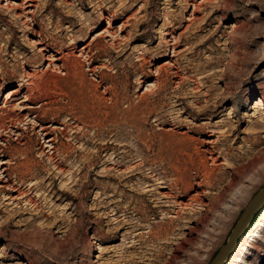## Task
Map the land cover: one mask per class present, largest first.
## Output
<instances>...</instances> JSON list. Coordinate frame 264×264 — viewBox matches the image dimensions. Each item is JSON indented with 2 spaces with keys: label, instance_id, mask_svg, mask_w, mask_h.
Returning a JSON list of instances; mask_svg holds the SVG:
<instances>
[{
  "label": "rangeland",
  "instance_id": "rangeland-1",
  "mask_svg": "<svg viewBox=\"0 0 264 264\" xmlns=\"http://www.w3.org/2000/svg\"><path fill=\"white\" fill-rule=\"evenodd\" d=\"M194 3L200 6L195 16ZM40 39H55V50L77 55L92 44L91 58H80L88 113L64 98L78 93V81L62 72L50 75L56 64L48 59L55 53L42 51ZM94 67L98 73L88 70ZM28 73L42 87L36 106L51 96V107L59 111H33L15 127L2 116L10 129H0V161L12 165L0 171V264H125L138 254L146 259L137 264H210L264 185V129L254 142L264 120V110L255 107L264 94V0H0V107ZM73 116L85 124L74 135L80 140H69L72 131L64 126ZM42 124L59 130L38 136ZM212 128L221 130L212 136L219 161H228L216 167L209 160L213 183L218 187L221 179L226 186L233 179L231 191L242 195L240 202L211 212L212 220L189 236L184 249L172 251L174 238L188 232L184 225L173 228L170 242L147 241L140 248L139 231L149 240L147 227L164 234L170 225L160 212L149 211L138 225L140 215H126L140 193L141 174L166 168L170 178L168 160L177 157L192 168L189 175L200 178L187 154L198 162L196 148L202 149L200 141L210 138ZM53 137L70 145L64 172L48 158L46 141ZM109 141L113 149L105 148ZM32 184L25 200H6L19 198L12 188L27 192ZM242 260L264 264V208L225 264Z\"/></svg>",
  "mask_w": 264,
  "mask_h": 264
},
{
  "label": "bare ground",
  "instance_id": "bare-ground-1",
  "mask_svg": "<svg viewBox=\"0 0 264 264\" xmlns=\"http://www.w3.org/2000/svg\"><path fill=\"white\" fill-rule=\"evenodd\" d=\"M27 1H33V0H27ZM194 7L196 10L193 13V16L196 15V13L198 12L197 10L200 6H199V4L194 3ZM104 33L111 34V32H109V31H105L102 34H104ZM102 34H99L95 39H98L99 36L101 37ZM112 35H114V34L112 33ZM95 39H93V41ZM54 42H56L55 39H51L50 42L45 41L44 39H40V41H38V44L41 45L42 51L49 52L51 50H54L55 55H52L51 58L48 59V61H50V64H56L54 70L51 72L50 75L58 77V75L62 72L63 74L71 75V77L73 76L78 81L79 87H77V88H79L80 90H78V93L76 95H73V96L69 95V93H64V98L66 97L69 101L74 102V103H78V105H80L81 108L86 110L87 108H85V105L87 104V102H86L87 99L83 96L84 90H82L83 83H84V81H83L84 80V71H83V65L81 64L80 58L83 56L91 58L92 44L85 45L80 50V54L77 55V54H74V52L70 53V52H66L62 49L55 50L54 49L55 48ZM177 42H178V40L176 41V43ZM56 61H60L62 66L59 67L58 64L55 63ZM166 64H169V63H166ZM163 67L164 66H161L157 69V74H156V78H157L156 80L157 81H156V83L159 81V77H160V75H162V73L164 71ZM102 68L104 69L105 66H103ZM88 70H91L93 73L99 72L97 67L90 68ZM173 73L179 79L183 78L182 77L183 75L180 74L178 71L173 72ZM44 75L46 76L47 73H44L40 78H42ZM18 88H19L18 90H13V91L9 92V94H8V96L4 102V105L2 107H0V129L4 130L6 132H8V130L10 128L8 126H6V123L4 122V120L2 121L3 115L7 114L9 124L13 125V127H15L17 124H20V125L24 124L25 120L29 118V116L31 115V113L33 111H37L40 109L43 112L49 111V112L54 113L57 110V108L53 109L51 107L55 102V101H53V98L51 96H49L41 104L36 106L35 101L37 98H35L36 97L35 95L37 93H39V94L42 93V87H41L40 81L37 79H33L31 74L28 73V74L24 75V77L18 82ZM25 90H26V94H25V96H23V97H25V100L22 101L20 104L15 105L14 104V98L16 96H18L19 94L23 93V91H25ZM148 90L150 91L151 88H149ZM17 106H19V109H18L19 111L17 110V112H16L15 108ZM213 106L217 107L218 101H214ZM87 107H89V105ZM255 107H257V109L259 108V109L264 110V94H263L262 98L257 100ZM24 109L27 110V114H25V115L22 114V112H21V110H24ZM208 110H209V108H204V109L201 108V111L203 113H207ZM57 111H59V110H57ZM87 113H88V111H87ZM81 117H83V116H81ZM35 119H37V118H35ZM83 122L80 119V116H78V117L73 116V118H67L66 119V121L64 122V126H65V128H69L72 131V135L69 138V140H80L81 139V138L74 136V135L77 134L81 125H85ZM257 126H258V128H260V130H258V132L256 134H254V136H255L254 142H255V140L256 141L260 140L259 132H261V130L264 129V120H259L257 123ZM39 127H40V132L37 133V135L40 136V134L43 133V135H42L43 137H44V135L45 136L50 135V133L59 130L58 127H56V126L50 127V126H44L43 124L39 125ZM220 131L221 130L218 128H212L210 130V136H209L210 138L200 141V143L202 144L203 147H202V149L196 148V154L199 157V160H198V162H196V164H195L194 158L191 155L187 154L189 156L191 165L194 166V169L196 170V175H198L200 178L189 175L188 173L190 172V170L192 168H189L186 161L183 163L177 157H174V158L169 157L168 164H169V168L171 169V172H172L170 175L171 176L170 178H168V175H167L168 171L166 170V168H163L160 173L156 169H148L147 171L143 172V174H141L142 177H141L140 181L138 182V184L140 185V188H139L140 193L137 196V199H134L133 202L131 201L132 203H129L130 206L128 205L129 207L125 211L126 215H128V216L132 215V217L134 215H140L137 217V225H138L142 221L148 220V218L146 219V217H147V213H149V211L150 212L151 211L160 212V214H162V220L168 219V221L170 222V225H169V228L165 229L164 234L153 233L154 228L147 227V229H146L147 231L145 233L148 234L149 240L145 239V237L143 236L144 233L139 231L137 233L136 237L139 238L138 242H140V245L142 244L141 245L142 247H140V248L145 247L143 244H145V243L147 244V241L151 242L150 246H152L153 244H155V242H157L159 240L164 241L166 239V241L169 240V242H170V239L173 238L172 236L175 235V231H173V228L178 227L180 225H184V228L187 229L188 232L179 235L177 237V239L174 238L175 241L173 240L174 247L172 248V251H173V249L174 250L184 249L185 247H184L183 243L190 241L192 237H189V236H191L193 233H197L198 231L201 230L200 226L209 221L208 219L210 217L208 218V215L211 212H215L216 214H218L219 209H225L226 210V208L228 209V207L231 208V206H230L231 204L228 205V203L229 202L235 203L239 200V198L242 197V195L238 194V191L235 190L236 192H234V193L231 191V188L234 185L236 186V183L234 182L233 179H230V181L226 184V186H224L222 184L221 179L218 180V185H219L218 187H216L215 184L213 183L215 180H217V178L215 175L216 174L215 168L210 167L209 160H212L211 165L216 166V167H218V165H220V164H227V162H228L226 160L227 162L220 163L219 157L221 156V153L219 154V152L217 151V146H216L218 144V141L212 139V136L215 135L216 133H219ZM181 134H186V133L180 132V135ZM191 139L195 140L194 138H191ZM85 143H87V144L88 143H94V141L85 140ZM109 143H112V141H109L105 145V148L106 149H110V148L113 149V147H111ZM23 145H25V144H23ZM46 147L49 148V151L47 152V154H49L48 158L51 159L52 161H54V163H56L55 164V165H57L56 168H59V170L64 172V169L62 168V163L64 160L66 161V159L71 157V155L69 154L70 145L68 144L65 146L64 143H59L57 138L53 137V138H50L48 141H46ZM62 148L64 150H62L60 152V149H62ZM226 150H229V149L227 148ZM180 153L184 154L185 149L180 150ZM0 154H1V152H0ZM1 157H2V155H1ZM250 159H249V161H250ZM9 165H12V162L10 160H7V161L1 160L0 161V171L2 170V167L9 166ZM230 168H231V166H230ZM234 168L236 169V167H234ZM7 170L8 169H4V172L6 173ZM239 181H238V183H239ZM245 181H248V180H245ZM35 187H36V184H32L31 188L27 192L20 190V189L12 188V190H15L16 192H18L19 198H14L13 196H11V197L8 196L6 198V200H12L13 202H17L19 200V202H21L22 200H25L29 196V191L33 190ZM10 189H11V187H10ZM230 191H231V193H230ZM240 191H242V190H240ZM243 191H245L244 188H243ZM149 201L153 203V208H149V206L147 204ZM26 202L31 203L32 201L29 199V201H26ZM238 202H240V201H238ZM132 206H135V207H132ZM237 206H238V204H237ZM220 214H222V213H220ZM212 216H214V215H212ZM211 222H213V221H211ZM217 224H216V227H217ZM213 225H215V224H213ZM204 228H206V227H204ZM202 229H203V227H202ZM213 231H214V229H213ZM201 232H203V230ZM204 232H203V234H204ZM205 234H206V232H205ZM192 240H194V239H192ZM133 243L136 244L135 242H133ZM189 244L191 245V243H189ZM127 245H128L129 249L134 247L133 245H130L129 242H127ZM188 247H189V245H188ZM188 251H190V250H188ZM184 252H186V251H184ZM180 253H182V252H180ZM184 254L186 255V253H184ZM179 256H178V258H179ZM145 257H146V255L138 254V256H134V257L130 258L128 261H126L125 264H137L138 262H140V263L144 262L145 261L144 259H146ZM171 257L173 258L174 256H171ZM175 260H177V259H175ZM173 261H174V258H173ZM123 262H125V261L122 260V261L114 263V264H123ZM93 264H95V263H93ZM241 264H249V263L246 260H242Z\"/></svg>",
  "mask_w": 264,
  "mask_h": 264
},
{
  "label": "water",
  "instance_id": "water-1",
  "mask_svg": "<svg viewBox=\"0 0 264 264\" xmlns=\"http://www.w3.org/2000/svg\"><path fill=\"white\" fill-rule=\"evenodd\" d=\"M264 208V185L255 193L240 214L225 244L215 254L210 264H225L236 250L240 236L245 233L256 214Z\"/></svg>",
  "mask_w": 264,
  "mask_h": 264
}]
</instances>
